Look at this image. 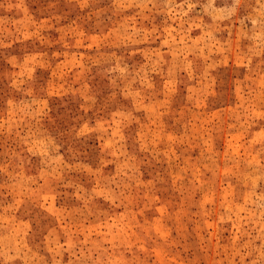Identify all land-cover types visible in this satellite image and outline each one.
I'll list each match as a JSON object with an SVG mask.
<instances>
[{
	"label": "rangeland",
	"instance_id": "rangeland-1",
	"mask_svg": "<svg viewBox=\"0 0 264 264\" xmlns=\"http://www.w3.org/2000/svg\"><path fill=\"white\" fill-rule=\"evenodd\" d=\"M0 264H264V0H0Z\"/></svg>",
	"mask_w": 264,
	"mask_h": 264
}]
</instances>
